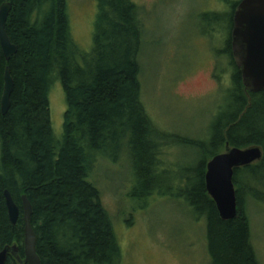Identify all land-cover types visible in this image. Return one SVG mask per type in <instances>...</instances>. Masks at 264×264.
I'll use <instances>...</instances> for the list:
<instances>
[{
    "label": "trees",
    "instance_id": "16d2710c",
    "mask_svg": "<svg viewBox=\"0 0 264 264\" xmlns=\"http://www.w3.org/2000/svg\"><path fill=\"white\" fill-rule=\"evenodd\" d=\"M5 2L12 5L5 29L17 53L6 62L0 49V98L6 67L13 79L10 108L5 116L0 111V251L16 245L24 259L21 198L26 195L41 264H118L121 251L113 222L101 193L88 180L97 160L116 161L121 155L130 160L133 201L164 194L154 181L164 135L142 103L143 9L133 0H98L93 47L84 53L71 36L67 0H0V5ZM237 3L222 52L233 66L230 106L217 116L208 145L221 151L226 145L259 147L263 155L234 170L233 220L219 217L205 189L206 163L221 151L204 157L192 172L197 183L178 191L205 221L210 264H259L248 206L264 205V92L245 89L234 56ZM205 17V34H217L218 16ZM54 79H59L67 105L59 140L48 101ZM195 145L202 150L203 145ZM5 191L20 210L15 225L8 220ZM6 264L19 263L9 256Z\"/></svg>",
    "mask_w": 264,
    "mask_h": 264
},
{
    "label": "rangeland",
    "instance_id": "374dc122",
    "mask_svg": "<svg viewBox=\"0 0 264 264\" xmlns=\"http://www.w3.org/2000/svg\"><path fill=\"white\" fill-rule=\"evenodd\" d=\"M133 1L143 9L142 103L164 135L154 178L164 194L133 201L129 194L134 170L124 155L116 161L99 158L88 180L101 193L113 222L121 251L118 264H210L205 221L178 191L197 183L192 172L204 157L221 151L208 140L217 116L230 106L233 66L222 52L232 8L240 0H190L192 13L179 34L169 16L174 0ZM67 7L71 36L82 52L89 53L98 0H67ZM207 14L218 16L217 34H205ZM48 101L52 130L59 140L67 108L59 79L53 80ZM195 144L203 145L202 150ZM225 151L226 147L221 153ZM248 215L252 245L259 264H264V205L250 202Z\"/></svg>",
    "mask_w": 264,
    "mask_h": 264
},
{
    "label": "water",
    "instance_id": "95a60500",
    "mask_svg": "<svg viewBox=\"0 0 264 264\" xmlns=\"http://www.w3.org/2000/svg\"><path fill=\"white\" fill-rule=\"evenodd\" d=\"M11 9L10 3L0 5V49L6 62L17 53V47L12 44L5 29ZM232 20L231 39L243 85L250 93L264 92V0H240L233 12ZM12 90L13 79L9 68L6 67L0 98L2 116H5L10 108ZM262 155L259 147L241 149L226 145L224 153L213 157L206 164L205 189L215 203L222 220H233L237 215L234 170L260 161ZM4 201L8 220L11 225H15L20 215L19 207L8 191L4 192ZM21 208L24 259L19 258L16 245L6 246L0 251V264H6L9 256L19 264H41L37 254V237L31 225L33 209L26 195L21 198Z\"/></svg>",
    "mask_w": 264,
    "mask_h": 264
},
{
    "label": "clouds",
    "instance_id": "9594fccd",
    "mask_svg": "<svg viewBox=\"0 0 264 264\" xmlns=\"http://www.w3.org/2000/svg\"><path fill=\"white\" fill-rule=\"evenodd\" d=\"M192 13L190 0H174L173 6L169 9V16L173 21V27L176 34L182 30L186 19Z\"/></svg>",
    "mask_w": 264,
    "mask_h": 264
},
{
    "label": "flooded vegetation",
    "instance_id": "af4514ba",
    "mask_svg": "<svg viewBox=\"0 0 264 264\" xmlns=\"http://www.w3.org/2000/svg\"><path fill=\"white\" fill-rule=\"evenodd\" d=\"M11 257V256H10ZM12 258V257H11Z\"/></svg>",
    "mask_w": 264,
    "mask_h": 264
}]
</instances>
